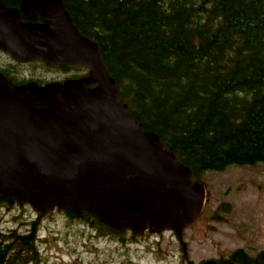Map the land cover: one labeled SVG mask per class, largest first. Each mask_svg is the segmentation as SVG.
<instances>
[{
    "label": "water",
    "instance_id": "water-1",
    "mask_svg": "<svg viewBox=\"0 0 264 264\" xmlns=\"http://www.w3.org/2000/svg\"><path fill=\"white\" fill-rule=\"evenodd\" d=\"M20 1L42 24L20 23L0 0V49L21 63L89 74L46 86H14L0 75V199L41 218L71 212L116 233L182 238L203 213L205 186L135 120L98 44L81 34L63 0Z\"/></svg>",
    "mask_w": 264,
    "mask_h": 264
},
{
    "label": "trees",
    "instance_id": "trees-1",
    "mask_svg": "<svg viewBox=\"0 0 264 264\" xmlns=\"http://www.w3.org/2000/svg\"><path fill=\"white\" fill-rule=\"evenodd\" d=\"M63 3L98 44L129 112L192 171L193 182L205 186L209 172L264 166V0ZM226 204L219 210L229 215ZM15 205L0 199V207ZM58 213L98 235L119 234L94 217ZM22 226L0 230V264H43L38 222ZM226 257L220 262L264 264V250Z\"/></svg>",
    "mask_w": 264,
    "mask_h": 264
},
{
    "label": "rangeland",
    "instance_id": "rangeland-1",
    "mask_svg": "<svg viewBox=\"0 0 264 264\" xmlns=\"http://www.w3.org/2000/svg\"><path fill=\"white\" fill-rule=\"evenodd\" d=\"M75 73L87 75L89 71L83 68ZM204 184L203 213L184 232L192 261H218L241 248H246L251 256L263 251L264 166L209 172ZM226 203L232 208L229 215L219 210ZM216 214L226 218V222L213 221ZM35 222L39 226L43 264H178L177 239L172 232L159 236L146 234L141 244L125 247L118 240L98 235L85 223L73 221L57 211L39 218L29 206L0 207L1 231L21 228L24 232L22 225Z\"/></svg>",
    "mask_w": 264,
    "mask_h": 264
},
{
    "label": "flooded vegetation",
    "instance_id": "flooded-vegetation-1",
    "mask_svg": "<svg viewBox=\"0 0 264 264\" xmlns=\"http://www.w3.org/2000/svg\"><path fill=\"white\" fill-rule=\"evenodd\" d=\"M2 6L6 10L18 12L19 21L22 24H42V20L40 18H37L36 20H29L25 16L22 12V2L20 0H2ZM79 68L83 69L84 67L57 66L55 68L48 69L41 61L21 63L16 61L9 53L0 49V75L6 78L14 86H23L30 83H35L39 86H46L53 83H63L67 80H72L75 76L80 78L86 77L87 75H79L75 73L76 71H81ZM61 75H64V77L58 78ZM146 234L150 235L149 232H146L142 236H135L130 232L119 233L116 236L110 234L104 235H106L105 237L107 238H114L115 240H118L121 246L125 245V247H127L130 245L141 244V240L146 238ZM151 235L153 236L154 234ZM127 236H129L128 239H126ZM175 238L177 239L176 243L178 247L175 258H177L178 264H204L208 261L220 262V260H206L204 262L195 263L190 257L188 244L184 240V234L182 238H179L176 235ZM164 258L170 257L164 256Z\"/></svg>",
    "mask_w": 264,
    "mask_h": 264
}]
</instances>
